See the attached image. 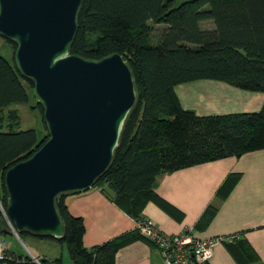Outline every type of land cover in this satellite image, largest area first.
Returning <instances> with one entry per match:
<instances>
[{
	"label": "trees",
	"instance_id": "16d2710c",
	"mask_svg": "<svg viewBox=\"0 0 264 264\" xmlns=\"http://www.w3.org/2000/svg\"><path fill=\"white\" fill-rule=\"evenodd\" d=\"M206 24L212 27L203 28ZM159 26L162 30L153 32ZM0 37L12 47L14 61L0 55V111L33 98L31 108L38 110L43 123L41 131L18 130L15 114L0 116V203L6 211V171L31 157L49 134L34 83L17 68V44ZM69 54L85 60L119 54L132 71L135 104L109 167L92 188L108 189L116 206L136 222L144 220V206L155 199L160 175L264 149V105L254 113L202 117L182 109L174 92L177 85L214 80L264 93V0H82ZM77 192L56 199L64 224L62 239L27 231L18 232V238L66 245L69 264H114L118 250L137 239L156 247L135 228L85 248L83 220L72 216L65 204V197ZM0 222L7 229L1 212ZM220 243L236 264H262L238 234ZM5 255L0 264H64L61 258H39L36 263L9 248Z\"/></svg>",
	"mask_w": 264,
	"mask_h": 264
},
{
	"label": "water",
	"instance_id": "95a60500",
	"mask_svg": "<svg viewBox=\"0 0 264 264\" xmlns=\"http://www.w3.org/2000/svg\"><path fill=\"white\" fill-rule=\"evenodd\" d=\"M82 0H0V35L15 42L20 73L34 83L48 140L4 175L16 232L64 237L56 199L85 191L109 167L137 93L126 60L69 54ZM0 233L12 235L0 222Z\"/></svg>",
	"mask_w": 264,
	"mask_h": 264
},
{
	"label": "crops",
	"instance_id": "0c3cea01",
	"mask_svg": "<svg viewBox=\"0 0 264 264\" xmlns=\"http://www.w3.org/2000/svg\"><path fill=\"white\" fill-rule=\"evenodd\" d=\"M211 27L206 24L203 28ZM174 92L182 109L202 117L254 113L264 105L263 92L244 91L214 80L177 85ZM32 99L26 105L32 111L30 114L37 112L40 118L38 110L31 108L36 103ZM20 108V105H11L0 111L3 119L15 114L18 130H21ZM41 124L43 128L42 121ZM155 194V199L144 206L141 216L160 231L176 235L189 230L200 240L238 234L247 240L264 264V149L160 175ZM65 204L72 216L83 220V245L87 249L135 229L136 221L116 206L108 189L94 187L68 194ZM5 236L22 243L13 235ZM29 242L39 254L32 258H61L64 263H70L62 251L59 254L56 242L33 237ZM5 243L14 253L13 244ZM114 264H164V260L157 247L137 239L118 250ZM201 264L236 262L219 242L213 248L211 259Z\"/></svg>",
	"mask_w": 264,
	"mask_h": 264
},
{
	"label": "built area",
	"instance_id": "2783aa9c",
	"mask_svg": "<svg viewBox=\"0 0 264 264\" xmlns=\"http://www.w3.org/2000/svg\"><path fill=\"white\" fill-rule=\"evenodd\" d=\"M0 212L7 225V229L14 237L18 238V234L1 203ZM135 228L138 229L142 237L156 245L162 254L164 264L204 263L211 259L214 246L221 240V238L207 240L196 239L189 230H184L176 235H169L160 231L147 219L136 222ZM8 248L4 241L0 242V262L5 260V252ZM36 262L38 263V260Z\"/></svg>",
	"mask_w": 264,
	"mask_h": 264
},
{
	"label": "rangeland",
	"instance_id": "374dc122",
	"mask_svg": "<svg viewBox=\"0 0 264 264\" xmlns=\"http://www.w3.org/2000/svg\"><path fill=\"white\" fill-rule=\"evenodd\" d=\"M161 28H162L161 26L155 27L153 32H156V31L160 32L162 30ZM152 40H153V36H152ZM0 55L5 57L11 63L14 62L13 61V49H12V47L8 44V42H6L1 37H0ZM32 101L34 102V99H32ZM20 106H22V108H20V116H21L20 129L21 130L36 129L37 131H41L40 130L42 128L41 127V125H42L41 124V118L38 117L37 112H33V114H30V113H32V111H30L28 109L29 105H20ZM45 135H47L46 131H45ZM29 238L23 239V241L21 243V242L15 240L14 238H10V237L5 236V235H0V242L1 241L7 242V243L11 242L13 244L12 251L15 254H18L21 256L38 257L39 254L35 251V249L30 244ZM58 249H59V254H61V251H62L64 254V258L68 257L66 245H61V246L59 245ZM49 250H50V248L46 249V251H49ZM33 260L36 262V260H38V259L33 258ZM67 260L69 262V257L67 258ZM64 264H66V263H64Z\"/></svg>",
	"mask_w": 264,
	"mask_h": 264
}]
</instances>
